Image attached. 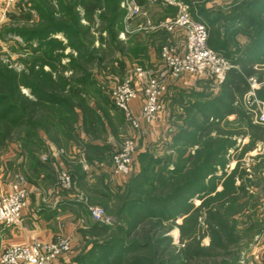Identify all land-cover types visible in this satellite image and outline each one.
I'll return each mask as SVG.
<instances>
[{"label": "trees", "instance_id": "1", "mask_svg": "<svg viewBox=\"0 0 264 264\" xmlns=\"http://www.w3.org/2000/svg\"><path fill=\"white\" fill-rule=\"evenodd\" d=\"M122 1L32 0V7L18 14V18L30 22L32 8L38 11V20L33 22V28L17 31L31 50L28 69L20 73L0 62V152H12L14 157L24 159L33 173L27 177L28 182L36 184L33 177L42 171L51 176L56 172L53 158L46 162L37 153L42 146L51 153L53 145L62 147L65 141L78 143L82 131L95 140L81 145L88 161H102L106 156L107 150L100 143L105 125L88 94L97 85L91 70L95 63L101 68L109 64L107 69L118 74L126 67L120 58L111 63L105 59L114 58L120 48L112 47L111 43L110 48H102L106 36L114 43L120 41L125 16ZM138 2L143 4L145 0ZM192 10L194 20L208 27L209 46L235 67L218 85L217 94H194L199 100L187 110L172 145L175 162L171 155V160L155 165L153 156L142 155V169L127 183L130 196L118 208V221L113 224L89 221L82 237L86 238V246L72 256L70 264H205L212 255L200 246L197 237L201 230L199 217L205 214L212 248L220 249L225 241L233 242V236L238 235L237 219L229 226L217 215L237 213L233 206L239 195H246L254 184L247 179L246 183L236 185L238 171L234 170L224 180L223 189L217 190L226 174L228 151L239 146L238 140L212 128H218L231 115L246 117L239 100L250 90L249 79L260 76L264 67V0L236 3L228 14L221 9L206 11L203 5H194ZM60 34L65 35L67 43L58 37ZM97 36L101 49L95 46ZM240 36L246 38L244 44L238 42ZM67 47L73 51L65 53ZM100 50L104 51V57L98 55ZM65 58L68 62H64ZM23 87L29 88L31 95L24 94ZM259 95L264 99V91H259ZM42 111L46 112L44 119H40ZM246 129L238 133L243 136L251 133L252 143L264 138L263 126L249 121ZM195 145L199 148L193 154L190 148ZM220 170L222 175H218ZM194 198L203 199L196 209ZM182 217H186L180 225L185 245L178 247L167 232ZM259 224L249 230L250 242L255 235L264 233ZM238 257L221 264H239Z\"/></svg>", "mask_w": 264, "mask_h": 264}, {"label": "rangeland", "instance_id": "2", "mask_svg": "<svg viewBox=\"0 0 264 264\" xmlns=\"http://www.w3.org/2000/svg\"><path fill=\"white\" fill-rule=\"evenodd\" d=\"M192 1L193 2H191V4L186 2V4L183 6L188 7V12L193 17L191 11H193L192 9L194 5H203L206 11L221 9L228 14L233 5L236 3L240 4L246 0ZM31 4L32 0H15L14 2L10 3L8 0H0V62L8 65L10 68H14L20 73L23 72V70L28 69L30 62L29 52L31 50L26 47L23 37L17 33V31L33 28V22H37L38 20V11L31 8L32 21L30 22L26 19L18 18V14L20 15L23 12H27V10L32 7ZM196 9L197 8H195V13ZM148 11L149 13L142 8L141 14L132 22V25L129 27V31H125L126 29L124 27L123 19V28L119 32V39L121 42L119 40L116 42L118 45L113 42L114 40L110 36H106L107 42L103 44L102 48L104 50L110 48L108 43H111L112 47L117 46L121 51H116L114 58L105 57L106 61H110L111 63L115 60V58L119 59L125 56L127 57L126 59L129 67L127 69L124 68V72L122 74H118L114 73L112 69H107L109 64H106L104 68L103 66L101 68L99 65H97V63H95L93 66L94 68H91V70L94 71L93 75L97 81V85L92 87L93 90L96 89V92L92 90V93L88 94L89 97H91L89 100L92 101V107H98L96 109L101 115V122H104L105 125V131L100 137V143L105 146L107 152L103 159L104 161L96 160L97 164L102 162L108 165L110 168L112 167L113 171L115 154L123 149L125 144L131 140L135 145L131 173L125 179L115 176L114 174H112L114 178L108 174L103 177L93 174L91 179L94 182L85 181L83 183L78 182V184H76L71 170L72 167H74V162L78 161V159L85 161V151L82 152V149L79 148L77 149V152L73 150L71 151V141H65L62 145L63 151H61V155L66 167H62L61 165L57 164L55 157L52 155V153H49L46 146H42L40 152H37L39 154L41 153V158L46 162L50 158H53V167H56V172L54 176H51L48 172L46 174L42 171L38 174H35L33 178H35L38 182H42V187L44 185L54 183L57 188L67 190L66 192L71 194L72 198L79 199L81 201V206L79 208V222L77 224L76 230L74 231V237L63 234L55 240L57 241L62 237H68L71 240L72 248L70 252L66 253L69 255L70 260H72V256H74L79 249H82L86 246V238L82 239V237H85L83 231L87 230L89 221L94 220L91 216L90 208H101L106 214V219L108 220L107 223L109 224H113L114 222L118 221L116 217L118 208L123 203V200L125 198H129L130 196V191L128 190L129 185L127 183L134 174H139L142 169L144 162L142 155L149 154L150 156H153L152 158L157 161L154 163L155 165L171 160V155H174L172 156V160L175 162L176 154L172 148V145L174 143V138L183 126L184 117L187 113V110L190 109L192 104L199 100V96L194 94L204 92L210 93V95H215L219 91V84L215 83L214 81L207 79L197 80L193 79L189 75H186L181 80L173 81L171 83L169 82L167 91H171L170 102L168 104L167 101L165 102L166 104H164V110L154 124L151 125L146 121L149 127L145 128V132L143 131L141 124L143 119H140V130H142L143 133L140 131L137 132V129L133 127L131 122L127 119L125 113H118V108L115 106L112 99L113 88L116 85L126 81V79L131 76L132 71L137 66L147 67L149 69H157L160 64H162L163 48L166 46L180 48V44L184 40V38L181 40L182 34L185 35V31L183 29L170 30L164 24L168 20L177 19L182 14L181 6L180 10L171 11L173 14L169 15L160 22L159 20L162 18L163 11H160L158 7H150ZM83 22L87 23L86 20H83ZM159 32H166V34H162V37H159V40H155L154 42L156 43H153L151 46L152 54L157 57V61L151 63V65L148 66L138 63V57L141 58V51L138 52V39H145L146 42L148 41L147 39L151 34ZM140 34L144 36L138 37ZM105 35H107V33H105ZM59 36L64 40V43L68 42V39L65 37V35L60 34ZM6 39L9 40L6 41ZM237 40L242 44L246 42V38L243 36L238 37ZM101 45L102 43L97 36L95 40V46L98 47V49H101ZM132 49L135 50L132 51ZM72 51V48L67 47L65 53L68 54ZM98 55H103L104 57V51L100 50ZM68 60L69 59L65 58L64 62H68ZM45 68L47 70L49 69L48 66ZM67 74H70V72H67ZM261 76L262 79L260 81L259 77ZM253 79H255L256 82H250V90L239 100L238 104L240 107H243V110L246 112V117L231 115L228 117V120L221 122L218 128H212V131L214 130L216 133L223 132L227 134L230 139L238 140L239 146L237 150L234 148L229 149L227 154L228 164L224 169L226 174L222 176V179L217 186V190L221 191L223 189L224 180L234 170L238 171L236 185L246 183L247 179H250L252 181L251 183L254 185L249 187V191L246 195H239L238 202L235 204V206H233V210L237 211V213H234V215L230 216V212V217L227 213H220L217 215L219 219L226 221L229 226L231 223H233V219H237L239 230L238 235L233 236V242L225 241L223 246H220V249L212 248V237L209 235L210 230L209 224L206 221V214L199 217L201 230L197 232V237L200 240V246L206 250L207 254L212 255L206 258V260L203 262L205 264H221L223 261H233L235 256L238 255L239 257L237 260L239 264H264V256L258 254L256 247L258 239L261 238L264 233L261 235H255L252 238V242L247 239L250 235L249 230L253 229L251 228L253 225L257 226L260 223V227L264 228V138L256 139L252 143L251 133L247 136H243V134L238 133L240 130H247L246 127L249 121L264 127V124L258 122L259 118H257L256 113H254L258 107V104L260 103L263 106L262 103H264V99H262L259 95V91H264V67L261 69L260 76L254 77ZM176 87L180 88L175 89ZM22 91L28 96L31 95L30 90L27 87H23ZM45 114L46 112L42 111L40 114V119H44ZM215 132H213L214 136L216 135ZM198 148L199 145H195L192 146L190 150L194 154ZM23 163L24 159L21 157H14L12 152L2 150L0 152V181L5 185L9 184V186H12V189L17 183L24 184L27 181V177L29 175H33V173L30 171L31 168L29 165ZM3 168L4 170H2ZM74 169L76 170V168ZM61 170H66L72 178V185L69 189L64 188L60 182L59 173ZM222 172L223 171L220 170L218 175H222ZM1 194L4 193H0V195ZM202 202L203 199H192L194 209L198 208ZM194 209H192L190 213H192ZM187 216H189V214ZM185 218L186 217L177 219L174 227L167 232L168 235L173 237V245L178 247H182L183 245V242L181 241L182 233L180 225L183 223ZM9 246H6L5 248L3 247L0 254L2 255V253Z\"/></svg>", "mask_w": 264, "mask_h": 264}, {"label": "built area", "instance_id": "3", "mask_svg": "<svg viewBox=\"0 0 264 264\" xmlns=\"http://www.w3.org/2000/svg\"><path fill=\"white\" fill-rule=\"evenodd\" d=\"M15 0H8L14 2ZM125 9L124 27L129 31L132 22L141 14L142 7L136 0H123ZM170 30L183 29L185 37L179 47L166 46L162 50V64L157 69L137 66L131 76L112 90L115 106L122 110L135 129L140 128V119L154 124L164 110L163 97L168 93L169 82L178 81L189 75L193 79L213 80L222 84L228 71L235 66L208 44L209 30L206 24L197 22L189 14L188 7L182 6V14L175 20L164 23ZM164 26V25H163ZM250 82H256L250 78ZM142 101L141 117H135L131 102ZM254 111L259 123L264 124V103ZM257 111V112H256ZM134 142L129 140L114 156L113 174L126 178L132 170ZM59 179L64 188H71L72 178L61 170ZM29 191L17 183L9 194L0 195V225H16L22 220L23 210L28 205ZM95 221L107 222L101 208H90ZM258 254L264 256V235L256 243ZM71 240L59 238L53 242L35 240L29 244L10 245L1 255L0 264H54L62 255L70 252Z\"/></svg>", "mask_w": 264, "mask_h": 264}, {"label": "crops", "instance_id": "4", "mask_svg": "<svg viewBox=\"0 0 264 264\" xmlns=\"http://www.w3.org/2000/svg\"><path fill=\"white\" fill-rule=\"evenodd\" d=\"M137 3L149 13L150 7H158L162 12V18L160 21L172 15L171 11L180 10L186 2L184 0H145L143 4H140L138 0ZM145 20V19H143ZM158 23V21H157ZM180 30V29H179ZM178 30V31H179ZM182 32V31H181ZM162 33H154L149 36L148 41L138 39V52L141 51V58L138 57V63H142L146 66L151 65V63L157 61V57L152 54L151 46L155 40H159L162 37ZM140 34L138 37H143ZM185 35L182 34L181 40ZM60 38V36L58 35ZM62 39V38H61ZM142 41V42H141ZM119 58V57H118ZM127 57L120 58L126 64V69L129 67L127 64ZM155 66V65H153ZM180 87H176L178 89ZM171 91L165 95L163 102H170ZM131 108L133 114L136 117H141L142 104L139 99L133 100L131 102ZM118 113L124 112L117 109ZM142 129L145 132V128L149 127L148 123L143 120L141 121ZM142 130L137 129V132ZM140 134V133H139ZM138 134V135H139ZM141 136V135H139ZM99 143V140H97ZM95 140L90 138L83 131L79 133V142H70L71 151H78L77 149H82L83 143H94ZM101 142V141H100ZM62 147L52 146L51 153L55 157L57 164L62 167H66V164L62 158L61 151ZM84 150L82 149V152ZM86 154V152H85ZM87 155L85 161L79 160L74 162V167H72L71 172L74 173L76 184L83 182H94L91 177L93 174L97 176L109 175L114 178L112 167L104 163H98L97 161L89 162L87 161ZM97 165V166H95ZM76 168V170L74 169ZM4 170V168L2 169ZM14 171V170H13ZM16 171V170H15ZM6 173V171H5ZM3 174V173H2ZM79 180V181H78ZM42 182H28L26 181L23 185L29 191V200L27 207L23 210L22 220L16 225H0V253L1 249L12 244H29L35 240H41L43 242H53L60 235H68L74 237V231L76 230L77 224L79 222V208L81 206V201L79 199L72 198V195L66 192L65 189H59L53 183L49 185L41 186ZM12 186L9 184L5 185L0 181V193L9 194L12 192ZM1 255V254H0ZM71 260L68 254H64L58 258L54 264H70Z\"/></svg>", "mask_w": 264, "mask_h": 264}]
</instances>
